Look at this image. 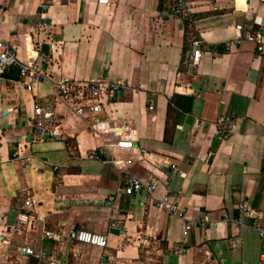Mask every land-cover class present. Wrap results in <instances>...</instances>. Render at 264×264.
Segmentation results:
<instances>
[{
	"label": "crops",
	"instance_id": "0c3cea01",
	"mask_svg": "<svg viewBox=\"0 0 264 264\" xmlns=\"http://www.w3.org/2000/svg\"><path fill=\"white\" fill-rule=\"evenodd\" d=\"M189 1L183 19L170 0H0V36L40 70L31 89L17 67L0 73V264H259L253 219L240 230L223 214L237 217L245 199L264 222V51L235 42L261 29L264 44V4ZM91 77L127 82L98 122L54 96L55 82ZM39 102L58 115L61 140L36 132ZM222 117L233 119L226 138ZM130 176L177 201L178 214L144 190L118 191ZM78 229L106 235L107 246L78 242Z\"/></svg>",
	"mask_w": 264,
	"mask_h": 264
},
{
	"label": "built area",
	"instance_id": "2783aa9c",
	"mask_svg": "<svg viewBox=\"0 0 264 264\" xmlns=\"http://www.w3.org/2000/svg\"><path fill=\"white\" fill-rule=\"evenodd\" d=\"M171 9L174 14L180 16L183 19H189L193 12V5L189 0H170ZM264 4V0H259ZM263 32L261 29L257 31H245L241 37L237 38L235 42H240L243 39L255 41L258 44V50L260 52L264 51V44L262 41ZM231 44V43H227ZM201 55V41L199 39H194L192 41V60L198 62ZM48 56L44 55L43 59H47ZM15 66L19 70L20 79L26 81L29 78L30 81L27 82L28 88H33L34 82L39 80L40 70L32 58L28 61H21L15 49L10 45V43L0 36V73H4L9 67ZM127 87V82L124 79H107L103 77H91L84 81H76L71 78H63L54 83V96L56 99L61 100L69 104L73 111L91 122L100 121V116L105 110V105L108 100L115 98L120 95L123 90ZM150 109H153V105H149ZM60 119L58 115L53 110L50 104L37 103L35 106V118L34 126L36 132L41 137L48 135L57 140L63 138V134L60 130ZM233 128V119L230 117H222L218 122V136L220 138H226ZM113 136H121V130L119 127L111 129ZM132 141L129 139L120 138L116 141V145L119 147H131ZM90 156H97V151L92 149L90 151ZM14 158H21L23 164L30 162V156L22 157L20 150H16L14 153ZM120 168L125 165L126 161L123 159L113 160ZM144 190L153 199L156 204L167 209L172 214H178L179 203L173 200L169 195H165L160 199H156L153 196L155 190V185L152 183H147L136 176H130L127 178L125 185L118 188V191L125 193H133L134 191ZM34 197L29 196L25 200V206H29L35 203ZM239 215L237 217H230L228 213H224V218L226 220H234L237 222L239 229L241 230L246 225V218H252V226L256 230L261 245V252L259 257V264H264V222L259 220L258 212L250 206L247 200H242L238 204ZM27 216L23 215L22 220ZM207 220L202 219V225H206ZM190 221H185L183 223V235L186 237L188 230L190 228ZM75 239L78 242L88 243L97 245L100 247H106L108 244V238L106 235L101 233H96L88 231L85 229H78L75 233ZM185 239V238H184ZM242 243L240 236H236L233 240V244L237 245ZM19 250L22 252H27L29 254L35 253L33 247L30 246H20ZM175 251L178 253L186 252V247L183 243H179L175 247ZM52 264H62L58 260H54Z\"/></svg>",
	"mask_w": 264,
	"mask_h": 264
},
{
	"label": "water",
	"instance_id": "95a60500",
	"mask_svg": "<svg viewBox=\"0 0 264 264\" xmlns=\"http://www.w3.org/2000/svg\"><path fill=\"white\" fill-rule=\"evenodd\" d=\"M44 47L47 49L48 46L47 45H44Z\"/></svg>",
	"mask_w": 264,
	"mask_h": 264
}]
</instances>
